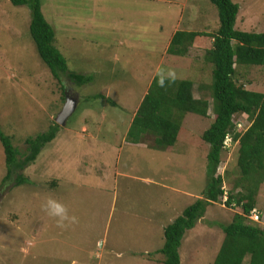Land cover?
Instances as JSON below:
<instances>
[{
    "label": "rangeland",
    "instance_id": "rangeland-1",
    "mask_svg": "<svg viewBox=\"0 0 264 264\" xmlns=\"http://www.w3.org/2000/svg\"><path fill=\"white\" fill-rule=\"evenodd\" d=\"M232 2L236 30L264 33V0ZM41 10L68 69L92 81L78 88L64 78L62 89L30 37L28 7L0 0V130L24 153L25 139L57 124L65 94L75 99L55 139L18 171L28 183L16 186L14 174L2 183L0 144V264H160L163 228L202 198L208 146L200 137L214 119L212 66L204 61L211 38L197 39L185 57L164 53L177 30L214 34L217 9L209 0H41ZM155 76L189 80L193 97L209 103L208 117L180 119L177 141L165 150L150 136L140 144L126 137ZM235 78L264 92V67L237 66ZM227 147L216 175L236 193L237 143ZM255 209L264 229V183ZM239 212L207 207L182 240L180 264H212L223 238L218 225Z\"/></svg>",
    "mask_w": 264,
    "mask_h": 264
},
{
    "label": "trees",
    "instance_id": "trees-1",
    "mask_svg": "<svg viewBox=\"0 0 264 264\" xmlns=\"http://www.w3.org/2000/svg\"><path fill=\"white\" fill-rule=\"evenodd\" d=\"M8 1L14 6L28 7L30 37L41 61L62 89L64 78L78 88L91 83L90 75L68 69L65 58L54 45L55 34L42 14L41 0ZM209 2L218 12L219 26L215 33L177 30L166 51L169 56L185 57L197 39L210 37L212 40L211 48L204 53V61L212 66L214 119L200 137L201 143L208 146L206 186L202 198L195 199L163 228V244L156 255L163 258L160 264H180L179 248L186 232L204 216L207 207L221 203L240 212L233 215L230 223L218 225L223 238L212 264H264V229L257 225L259 221L249 217L256 206L259 186L264 183V92L248 90L235 78L237 66L264 67V33L234 28L239 7L232 0ZM192 88L189 80L155 76L130 122L127 140L140 144L150 136L153 147L158 150L174 146L181 129L180 119L185 114L208 117V101L195 99ZM91 98L106 99L102 95ZM106 100L111 106H117L114 101ZM242 120L247 125L238 130ZM58 128L54 123L45 133L25 139L26 151L21 154L13 146L11 137L0 130L6 167L2 183L13 174L16 186L28 183L18 171L34 163L42 149L55 139ZM227 137L231 145L237 143L236 166L240 177L233 187L238 190L236 193L225 191L223 178L216 175L221 154L228 148ZM258 214L260 218L259 211Z\"/></svg>",
    "mask_w": 264,
    "mask_h": 264
},
{
    "label": "water",
    "instance_id": "water-1",
    "mask_svg": "<svg viewBox=\"0 0 264 264\" xmlns=\"http://www.w3.org/2000/svg\"><path fill=\"white\" fill-rule=\"evenodd\" d=\"M65 97L66 102L56 119V123L60 126L65 124L66 119L73 113L75 109V99L68 98L67 94H65Z\"/></svg>",
    "mask_w": 264,
    "mask_h": 264
},
{
    "label": "built area",
    "instance_id": "built-area-1",
    "mask_svg": "<svg viewBox=\"0 0 264 264\" xmlns=\"http://www.w3.org/2000/svg\"><path fill=\"white\" fill-rule=\"evenodd\" d=\"M228 139L229 138L227 137L226 140H225L226 144H228L230 142V140L228 142ZM249 217H250V219H252L255 222L259 221V214H258V212L255 209L250 212V216Z\"/></svg>",
    "mask_w": 264,
    "mask_h": 264
},
{
    "label": "crops",
    "instance_id": "crops-1",
    "mask_svg": "<svg viewBox=\"0 0 264 264\" xmlns=\"http://www.w3.org/2000/svg\"><path fill=\"white\" fill-rule=\"evenodd\" d=\"M175 31H176V30H174V32H175ZM173 34H174V33H172V36H173ZM171 38H172V37H171ZM170 40H171V39H170ZM169 43H170V41H169ZM168 45H169V44H168ZM168 45H167V47H166V49H165V53H164V55H168L167 52H166V51H167V48H168ZM164 57H165V56H164Z\"/></svg>",
    "mask_w": 264,
    "mask_h": 264
}]
</instances>
